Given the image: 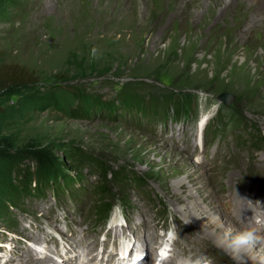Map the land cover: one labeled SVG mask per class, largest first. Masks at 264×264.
Returning a JSON list of instances; mask_svg holds the SVG:
<instances>
[{
  "label": "rangeland",
  "instance_id": "1",
  "mask_svg": "<svg viewBox=\"0 0 264 264\" xmlns=\"http://www.w3.org/2000/svg\"><path fill=\"white\" fill-rule=\"evenodd\" d=\"M242 1L253 5L0 0V65L19 64L39 78L29 90L0 96V137L14 150L51 146L67 176L81 174L76 185L83 189L80 207L74 200L56 202L48 191L27 194L20 177L15 181L0 164V264L30 258L95 264L98 253L116 264L113 258L133 240L147 264L159 262L151 256L154 247L171 242L166 264L201 256L235 264L199 232L187 206L193 197L209 196L210 185L196 186L209 177L233 225L264 221V17L254 32L240 29ZM125 89L126 96L152 103L158 121L148 123L138 104L115 119L74 114L83 99L118 101ZM223 94L231 96L229 104L219 100ZM256 137L261 144H254ZM102 165L120 173L106 182L115 204L105 227L92 216L101 199ZM240 209L249 215H239ZM103 249L112 259H102ZM256 253L264 258V246Z\"/></svg>",
  "mask_w": 264,
  "mask_h": 264
},
{
  "label": "trees",
  "instance_id": "2",
  "mask_svg": "<svg viewBox=\"0 0 264 264\" xmlns=\"http://www.w3.org/2000/svg\"><path fill=\"white\" fill-rule=\"evenodd\" d=\"M38 81L39 78L35 73L24 66L19 64L0 65V96L17 95L22 91L29 90L31 87L35 86ZM126 93V89L122 91L120 93L121 99L119 97L118 101H114V99L107 102L100 96H97L96 99H87L86 101L83 99L74 109V114L89 119L97 114L106 113L105 117L115 119L118 111H125V109L133 110L137 107L132 105L138 104L143 113L139 115L143 116L145 120H148V123L153 124V122L158 121L160 116L153 114L152 103L146 101L147 99L139 100L135 95L131 97L126 96ZM163 120H165V118H163ZM159 124L161 123L159 122ZM239 139L242 140L241 136L238 135V140ZM256 139L253 138V140H256L254 141L255 145L262 143L258 137H256ZM13 147L14 145L8 138L0 137V164L4 165L3 167H5L7 171L12 170L11 175H13L15 181H17V176L20 177V183L26 188L25 193H31L34 196L40 197L48 191L54 195L56 202L68 203L74 200V204L80 207V203L82 202V199L79 198L81 195L80 190L83 191V189L80 187L79 190L76 184L77 182H81L82 176L81 174L80 176L78 174H76V176H67L62 171L63 168L61 167L63 166H60V159L51 146L39 147L35 144H28L25 147L15 150ZM27 163H33V165ZM98 169L101 175H103V185L97 189V194L101 199H98L92 216L94 220H97L99 224L105 227L113 211L115 199L114 197L112 198L106 183L107 180H110L109 177L111 172L107 171L103 165L99 166ZM111 174L114 176V179H116L120 173L116 172ZM128 178L129 177H125V179ZM132 179L134 181L131 180V182L135 183V187L137 188H143V185H145L138 177H132ZM34 183L35 187H33ZM119 183L124 187L129 186L126 180L121 179ZM159 210H161V207H159Z\"/></svg>",
  "mask_w": 264,
  "mask_h": 264
},
{
  "label": "bare ground",
  "instance_id": "3",
  "mask_svg": "<svg viewBox=\"0 0 264 264\" xmlns=\"http://www.w3.org/2000/svg\"><path fill=\"white\" fill-rule=\"evenodd\" d=\"M250 2H252L253 5L249 6V7H247L244 4L243 1L240 2L239 5H238V8H239L240 12H238L237 15L240 18V22H239V23H241V28L240 29H243L244 26L245 27L248 26L249 29H247V30L249 31V33H252V31L254 30L255 26L257 24H259L260 21H261V18L264 17V0H250ZM232 4H233V1L231 2L230 5H232ZM261 14H263V15L260 17ZM205 120H206V118H203V122ZM200 177H201V175H200ZM206 180L207 181H205L204 183L203 182H201V183L197 182L196 186H197V189H200V188L206 187L207 185H210L212 189L210 190L209 196L204 198V199H202L203 201L201 199H199V198L197 199L196 197H193V199L189 201L187 208L190 210L189 214L197 220V224L199 226V228H198L199 232H201L203 234H207L208 236H211L213 240H216L215 233L219 231L218 224L216 222V217L219 216L220 219H221V222H223L226 226H227V223L228 222L231 223L230 220L233 221V219L231 218V214L229 213V211L228 212L225 211L226 213L223 212L224 210H222V208H221L222 204H221L220 201H218V199H220L219 195H218V189H216V187H214L212 185V182L209 179V177ZM207 199H211V202H210L211 205L207 206L205 204V203H207ZM238 203L240 205L242 204L240 202H238ZM250 212H251V210L249 211V213ZM244 214H248V210L247 211H243V209H240L239 210V215H244ZM235 223H237V222H235ZM205 224H207L206 228H204ZM237 224H239L240 226H243L242 223L238 222ZM231 225L233 227H235V228H239V226H235V224L233 225L231 223ZM259 235L264 236V233H259ZM130 241H132V240H130ZM129 242H128V244L131 243V242L130 243ZM134 242H135V240H133L132 245H131L130 248L127 245H124V247H122L123 250H124V253L122 254V256H115L113 258L116 261V264H130L132 256L134 254H136V253L141 254L142 258L137 260L134 264H147V260L145 258L146 255L139 248H137V247H136L137 249L135 248V243ZM263 246H264V239L254 243V245L251 246L247 250V253L242 254V256H244L245 260L247 262H249V263L262 264L263 261H264V258L260 257V255H258L256 253V249H258V248L260 249ZM153 247H154V245H153ZM154 248H155V251L152 252L153 255H151V256L152 257H156V258L159 259V263L158 264H166L165 263L164 254L161 253V250L158 249L157 247H154ZM174 252H176L175 249H174ZM101 253H102V259H103L104 255L106 256L107 251L105 249H103ZM98 255H100V253L92 255L93 257L91 259V262L95 261V264H98V261H101V262H103L102 264H113V263H110V262L105 263L103 260H101L98 257ZM106 257L112 259L111 255H108ZM68 258H69V256H68ZM35 260L33 258H30L27 261H22L20 259H16V260L14 259L13 261L12 260L7 261L6 264H56L55 260H53V259L51 261H49V263L42 262V261H35ZM150 264H157V262L151 261Z\"/></svg>",
  "mask_w": 264,
  "mask_h": 264
},
{
  "label": "clouds",
  "instance_id": "4",
  "mask_svg": "<svg viewBox=\"0 0 264 264\" xmlns=\"http://www.w3.org/2000/svg\"><path fill=\"white\" fill-rule=\"evenodd\" d=\"M95 52V50H93ZM250 203V202H249ZM233 215L237 213L233 212ZM219 231L215 233V244L218 248L228 254L235 264H241L242 254L247 253V250L254 245V243L264 239V236L258 235V233H264V221L256 220L253 225L251 219L246 222L243 220V226L235 228L231 223H227V226L221 222L219 216L216 217ZM207 224L204 225V228ZM178 264H212V261L207 257L201 256L195 260L191 257H186Z\"/></svg>",
  "mask_w": 264,
  "mask_h": 264
},
{
  "label": "water",
  "instance_id": "5",
  "mask_svg": "<svg viewBox=\"0 0 264 264\" xmlns=\"http://www.w3.org/2000/svg\"><path fill=\"white\" fill-rule=\"evenodd\" d=\"M231 96L228 94H223L219 97V100L222 101L224 104H229Z\"/></svg>",
  "mask_w": 264,
  "mask_h": 264
}]
</instances>
